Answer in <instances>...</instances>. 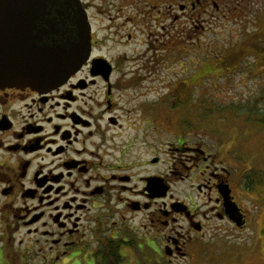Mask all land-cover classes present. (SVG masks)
I'll return each mask as SVG.
<instances>
[{
  "label": "flooded vegetation",
  "instance_id": "flooded-vegetation-1",
  "mask_svg": "<svg viewBox=\"0 0 264 264\" xmlns=\"http://www.w3.org/2000/svg\"><path fill=\"white\" fill-rule=\"evenodd\" d=\"M52 1L50 11L74 9ZM252 1L79 0L91 32L79 69L48 89L0 86V264H148L150 251L164 264H190L207 225H247L230 148L179 129L164 159L149 140L154 125L128 121L139 110L146 124L148 108L166 106L163 97L138 103L136 93L159 65L193 51L203 22L241 21ZM253 21L252 30L264 29ZM132 41L147 47L116 48ZM196 75L179 84L194 86ZM178 122L185 126L182 115Z\"/></svg>",
  "mask_w": 264,
  "mask_h": 264
},
{
  "label": "rangeland",
  "instance_id": "rangeland-1",
  "mask_svg": "<svg viewBox=\"0 0 264 264\" xmlns=\"http://www.w3.org/2000/svg\"><path fill=\"white\" fill-rule=\"evenodd\" d=\"M246 10L245 19L243 17L238 22L221 17L203 22L206 33L196 39L193 51L189 55L180 53V62L172 64L166 60L159 65V76L146 79L144 91L136 93L138 103L154 102L163 97L167 99L166 106L148 108L154 120L148 119L146 124H142L139 110L133 111L128 121L134 124L137 118L138 126H148L151 131L154 125V134L149 140L162 150L160 154L164 159L167 155L163 150L167 149L168 142L174 143L179 129L186 132L196 130L202 134L205 144L218 143L224 147L223 152L230 148L237 157L233 160L242 172L237 194L241 206L252 219L243 229L222 221L207 225L198 238L190 264H264V127L255 122L254 115L249 112L253 106L264 105V61L256 63L255 56L247 51L252 47L250 45L258 47V37L260 34L264 36V29L252 30L255 28L253 20L260 18L264 23V0L249 2ZM242 28L251 30L240 31ZM111 39L106 37L105 44L112 43ZM145 47L143 41H132L116 48L127 54H141ZM263 49L260 54L264 53ZM229 55L238 58L220 63L221 57ZM215 63L218 65L214 66ZM204 73L208 76H203ZM194 74H197L194 86L179 84ZM167 115L168 119H163ZM180 115L185 126L178 122ZM157 132L163 133L159 135ZM245 173L251 174L254 181L249 191L245 190L249 181L243 177ZM193 198L200 203L195 193ZM149 254L148 264L161 261L159 253L150 251Z\"/></svg>",
  "mask_w": 264,
  "mask_h": 264
},
{
  "label": "water",
  "instance_id": "water-1",
  "mask_svg": "<svg viewBox=\"0 0 264 264\" xmlns=\"http://www.w3.org/2000/svg\"><path fill=\"white\" fill-rule=\"evenodd\" d=\"M52 0H0V86L48 89L65 81L90 55L91 32L79 0L50 11ZM53 12L55 15H53ZM231 215L242 225L239 210Z\"/></svg>",
  "mask_w": 264,
  "mask_h": 264
},
{
  "label": "trees",
  "instance_id": "trees-1",
  "mask_svg": "<svg viewBox=\"0 0 264 264\" xmlns=\"http://www.w3.org/2000/svg\"><path fill=\"white\" fill-rule=\"evenodd\" d=\"M262 32V31H260ZM260 34V33H258ZM259 39V44L257 45L258 47H255V48H252V47H249L251 48L250 50H252L254 53H255V56H256V63H261V61H264V53H261L260 54V50H262L264 47H261L260 44L264 45V36L260 34V36L258 37ZM264 50V49H263ZM227 57H221L220 59V63H222L223 61H227ZM254 62V63H255ZM218 65L217 63H215L214 66ZM250 111V115L253 116L254 115V121L257 122L261 127H264V105L263 106H253L252 109H249ZM249 174V173H248ZM247 177V180H249L247 183H249V185L252 186V182H254L252 179V175L249 174V175H246ZM261 177V176H259ZM255 178V177H254ZM263 179V176L261 177ZM260 179V178H258ZM262 237L264 238V229L262 230ZM110 257L113 258H119L120 259V255H117L116 252L112 253V255H110ZM121 261V259H120ZM119 261V263H120ZM143 263V262H142ZM145 264V263H144ZM157 264V262H156Z\"/></svg>",
  "mask_w": 264,
  "mask_h": 264
}]
</instances>
